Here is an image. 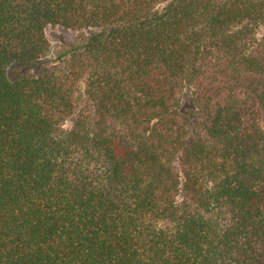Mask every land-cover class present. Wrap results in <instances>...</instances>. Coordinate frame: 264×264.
Returning <instances> with one entry per match:
<instances>
[{
    "label": "trees",
    "instance_id": "1",
    "mask_svg": "<svg viewBox=\"0 0 264 264\" xmlns=\"http://www.w3.org/2000/svg\"><path fill=\"white\" fill-rule=\"evenodd\" d=\"M263 28L264 0H0V264H264Z\"/></svg>",
    "mask_w": 264,
    "mask_h": 264
},
{
    "label": "rangeland",
    "instance_id": "2",
    "mask_svg": "<svg viewBox=\"0 0 264 264\" xmlns=\"http://www.w3.org/2000/svg\"><path fill=\"white\" fill-rule=\"evenodd\" d=\"M47 36L52 44V48L55 51L56 45L69 39H73L77 35V31H73L70 29H65L61 26H50L46 29ZM262 37H264V28L262 29ZM52 50V51H53ZM54 51L51 52L49 55H47L42 61L47 62L51 59V57L54 55ZM25 69V67L22 66H16L13 67L10 70V76H15L20 70Z\"/></svg>",
    "mask_w": 264,
    "mask_h": 264
}]
</instances>
